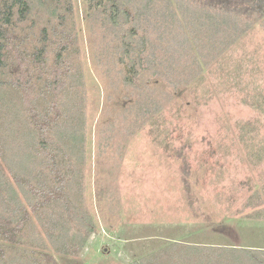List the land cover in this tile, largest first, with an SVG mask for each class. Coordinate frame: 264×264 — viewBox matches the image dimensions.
<instances>
[{
	"label": "rangeland",
	"instance_id": "1",
	"mask_svg": "<svg viewBox=\"0 0 264 264\" xmlns=\"http://www.w3.org/2000/svg\"><path fill=\"white\" fill-rule=\"evenodd\" d=\"M28 1L16 34L30 49L44 30L50 42L70 37L85 91L83 197L97 229L59 264H175L176 245L264 251V16L205 0ZM9 78L0 68L2 214L42 165ZM42 220L26 231L28 255L9 264H33Z\"/></svg>",
	"mask_w": 264,
	"mask_h": 264
},
{
	"label": "trees",
	"instance_id": "2",
	"mask_svg": "<svg viewBox=\"0 0 264 264\" xmlns=\"http://www.w3.org/2000/svg\"><path fill=\"white\" fill-rule=\"evenodd\" d=\"M0 1V68L7 70L10 85L20 91L42 151V165L37 174L19 178L24 201L14 191L10 200L16 208L9 207L5 214L0 210V264H9L13 255H28L25 234L34 215L45 224L41 229L43 238L30 250L33 264H59L80 256L97 229L83 197L85 137L79 116L84 114L85 91L79 86L74 64L69 59L71 38L50 42L44 30L40 44L28 48V37L15 32V17L19 16V21L28 18L29 1ZM204 3L214 10L236 15L234 18L264 16V0H205ZM125 59L120 57L130 82L135 70ZM25 201L28 207L23 204ZM176 247L175 264H264L261 250L235 246Z\"/></svg>",
	"mask_w": 264,
	"mask_h": 264
}]
</instances>
